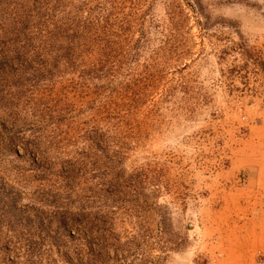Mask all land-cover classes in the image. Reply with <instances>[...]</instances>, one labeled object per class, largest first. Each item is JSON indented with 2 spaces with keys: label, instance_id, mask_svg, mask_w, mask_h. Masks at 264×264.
<instances>
[{
  "label": "rangeland",
  "instance_id": "obj_1",
  "mask_svg": "<svg viewBox=\"0 0 264 264\" xmlns=\"http://www.w3.org/2000/svg\"><path fill=\"white\" fill-rule=\"evenodd\" d=\"M261 41L264 0H0V264H205Z\"/></svg>",
  "mask_w": 264,
  "mask_h": 264
},
{
  "label": "crops",
  "instance_id": "obj_2",
  "mask_svg": "<svg viewBox=\"0 0 264 264\" xmlns=\"http://www.w3.org/2000/svg\"><path fill=\"white\" fill-rule=\"evenodd\" d=\"M259 47L260 53L240 60L246 64L247 81L232 110L237 117L234 136L244 137L251 148L243 168L246 177L243 183L237 179L215 180L214 186L228 183L235 189L229 195L210 196L214 202L228 203L232 213L241 215L237 217L240 226L227 233H203L200 251L205 264H264V41Z\"/></svg>",
  "mask_w": 264,
  "mask_h": 264
}]
</instances>
